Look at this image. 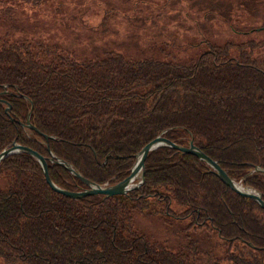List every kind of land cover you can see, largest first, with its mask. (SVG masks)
<instances>
[{"label": "trees", "instance_id": "16d2710c", "mask_svg": "<svg viewBox=\"0 0 264 264\" xmlns=\"http://www.w3.org/2000/svg\"><path fill=\"white\" fill-rule=\"evenodd\" d=\"M11 1L0 0V10L12 25ZM4 33L0 148L11 140L29 145L59 186L85 183L48 160L51 152L83 177L109 183L128 173L142 143L164 134L183 145L190 138L264 198V173L249 172L264 168V36L206 40L182 60L113 48L77 59L59 43ZM27 117L35 129L16 120ZM143 167L142 182L126 192L71 197L49 187L32 155L7 153L0 158V264H264V209L256 201L175 147L152 148ZM132 209L159 213L163 235H144Z\"/></svg>", "mask_w": 264, "mask_h": 264}, {"label": "rangeland", "instance_id": "374dc122", "mask_svg": "<svg viewBox=\"0 0 264 264\" xmlns=\"http://www.w3.org/2000/svg\"><path fill=\"white\" fill-rule=\"evenodd\" d=\"M11 4L16 17L11 25L0 10V35L40 37L70 49L77 59L113 48L134 58L150 54L182 60L204 49L206 40L264 36V25L248 30L264 21V0H42L33 4L13 0ZM105 8L114 9L103 18ZM131 213L132 223L144 235H163L159 213L134 209Z\"/></svg>", "mask_w": 264, "mask_h": 264}, {"label": "water", "instance_id": "95a60500", "mask_svg": "<svg viewBox=\"0 0 264 264\" xmlns=\"http://www.w3.org/2000/svg\"><path fill=\"white\" fill-rule=\"evenodd\" d=\"M8 104H4V110L7 113L8 111ZM13 119L12 117H9ZM18 123L23 125L26 128L35 129V127L29 122L28 117L25 119L24 122H21L19 119H16ZM44 137H46L44 135ZM167 145L171 147H175L182 152H189L194 154L196 157L202 159L206 165L209 166V169L219 177L227 186L231 189L236 191L239 195L247 196L257 202V204L264 209V198L260 196V192L253 188L250 185L242 184L239 180H235L231 178L229 175L226 174L225 170L216 162L215 159L211 158L209 155L203 153L201 149L196 146L194 143L191 142V139L188 138L185 145L173 142L169 138H167L164 134H156L151 139L145 141L141 144V147L133 154V161L129 166V171L124 176L120 177L115 181L106 183H99L88 179L87 177H83L81 173L73 168L67 160L61 159L60 157L54 155L52 152L49 153L48 160H54L57 163L64 165L68 171H71L74 175L78 176L81 181L85 183V187L75 188L73 190L63 188L53 182L48 172L46 171V160L45 157L38 153L36 150L31 148L29 145L22 144L18 141L11 140V142L6 145V147L0 148V158L5 156L7 153L16 152L17 150L24 151L30 155H32L36 161H38L41 172L43 173V178L45 182L49 185V187L53 190H56L62 194L69 195L71 197L86 195L87 193L91 194H98L102 193L104 195H109L112 193H120L126 192V190L131 189V187H135L142 182V175H143V159L145 158V154L160 145ZM254 170L260 171L264 173V168L261 166L254 164L253 167L249 169V172Z\"/></svg>", "mask_w": 264, "mask_h": 264}, {"label": "bare ground", "instance_id": "6f19581e", "mask_svg": "<svg viewBox=\"0 0 264 264\" xmlns=\"http://www.w3.org/2000/svg\"><path fill=\"white\" fill-rule=\"evenodd\" d=\"M171 147V146H170Z\"/></svg>", "mask_w": 264, "mask_h": 264}]
</instances>
